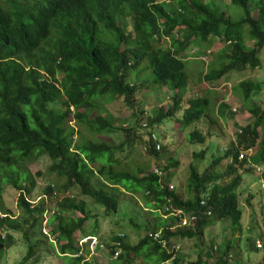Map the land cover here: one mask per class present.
<instances>
[{"label": "trees", "instance_id": "obj_1", "mask_svg": "<svg viewBox=\"0 0 264 264\" xmlns=\"http://www.w3.org/2000/svg\"><path fill=\"white\" fill-rule=\"evenodd\" d=\"M167 1L0 0V258L14 246L13 235L28 244L23 260L32 256L29 241L36 237L42 216L54 200L57 212H52L47 220L51 228L45 236L58 243V255L64 258V264H91L74 237L91 217L83 202L53 193L33 204L28 199L34 182L24 162L39 154L51 160L50 172L54 176L65 179V190L79 189L102 208L105 217L118 212V200L124 194L119 187L134 194L135 187L126 185L130 182L153 197L156 210L167 204L195 215L197 221L192 229L171 230L176 223L171 219L155 225L156 230L162 229V238L169 246L179 239L199 238L207 226L223 219L230 221L234 233L241 232L242 212L237 194L241 176L237 168H244L248 158L239 160L238 156L256 149L249 156L251 164L264 165V107L253 100L250 106L246 104L255 83L239 84L244 90L243 112L250 114L252 122L241 128L235 143L214 156L202 172L190 164L187 199L168 188L166 176L153 172L143 175L144 170H133L118 160L115 153L140 140V136L135 128L113 126L108 117L93 110L92 101L103 96L108 101L122 98L131 108L136 103L135 96L144 88H166L172 93L171 100L180 102L188 86L183 60L186 50L195 43L213 44L215 39L222 44L231 42L219 52L220 68L203 75L206 83H214L230 70L259 67L258 55L264 47V0L255 1V16L248 9L249 0H230L244 11L241 22L254 40L251 48L243 44L240 25L232 23L229 14L217 13L204 0ZM175 29L180 40L172 34ZM161 35L171 37L173 50L155 40L154 36ZM144 61L152 72L150 84L143 78L130 81L131 75L142 76L139 66ZM207 106L205 98L190 96L184 108L172 103L165 111L159 108L151 116L144 112L146 128L140 127L153 130L181 111L179 122L185 128L207 116ZM70 121L75 122V128ZM107 132H119L123 139L113 144L106 138ZM95 133L99 135L96 139ZM187 139L192 145L206 142L205 135L197 130L190 132ZM156 144L147 133L143 152L148 157H159L163 148L156 149ZM204 154L205 150L199 149L193 157L201 160ZM227 160L225 169L219 171V165ZM112 164L122 165V169L117 171ZM212 172L216 176L211 179ZM261 177L264 183V171ZM4 186L18 193L21 219L13 218L5 207ZM61 210L69 213L72 222H63ZM148 234L135 245L125 243L124 236L112 237L109 252L112 257L115 253L117 256L109 264H132L142 250L147 255L158 254L161 262L167 261L172 254ZM262 244L259 264H264V241ZM253 247L258 251L255 244ZM227 248V244L215 249L210 246L208 257L206 254L202 261L198 256L194 264H229L231 255ZM177 263V259L172 262Z\"/></svg>", "mask_w": 264, "mask_h": 264}, {"label": "rangeland", "instance_id": "obj_2", "mask_svg": "<svg viewBox=\"0 0 264 264\" xmlns=\"http://www.w3.org/2000/svg\"><path fill=\"white\" fill-rule=\"evenodd\" d=\"M204 1L217 13L229 14L231 22L239 24L241 27L240 31L244 46L247 48L253 46L254 40L250 39L247 33L248 28L241 22L245 18V14L240 7L232 5L230 0ZM255 1L249 0L248 9L251 16H255L256 14ZM173 5L176 6L178 3L173 2ZM203 43L205 42L193 44L192 49H194L195 54H201L205 50L212 51V60L208 65L207 72L220 68L222 59L219 57V52L223 46L216 42L213 44ZM189 55H191L190 51ZM258 57L260 60L259 67L230 70L213 85L206 84L203 80L204 67L202 63L192 60L185 61L184 66L188 78V89L186 88L182 93L180 102L177 100L173 102L171 100L172 93L166 88L155 91H147L144 88L135 96L136 103L131 108L126 106L122 98L108 101L107 97L103 96L92 101L94 104L93 110L98 111L102 117H108L113 126L123 125L133 127L136 129V134L140 136V140L131 146H125L121 151H117L115 157L124 162V165H129L133 170L137 168L144 170L143 175L153 172L158 167H161L163 170L167 168V171L163 172V176H166V184L169 185L171 183L173 191L177 194L183 193L186 189L185 182L189 176V165L192 164L198 172H202L214 156L221 155L227 147L235 143L234 139L238 128H242L252 122L250 114L243 112L244 90L239 87L241 82H253L256 84L250 98L246 102L247 106H250L251 100H253L257 105L264 107V47ZM205 61H208V59H205ZM140 69H142V76L139 74L136 78L134 77L135 75H131L129 80L135 82L137 80L141 81L143 78L150 84L152 72L147 68L146 61L141 63ZM136 72L137 70L134 73ZM59 78L60 76H58ZM225 84L230 86V91L226 94L223 93ZM206 85L209 86L210 91ZM211 86L216 87L212 88ZM190 96L202 97L208 101L207 116L185 128H182L179 122L181 111H178L174 117L165 119L162 124L153 129L158 137V143L163 148V153L157 158L148 157L143 152L144 142L147 139V130L140 127L145 123V115L143 113L145 112L148 116H151L159 108L165 111L172 103L179 106L181 104L184 108ZM220 101L224 102L219 103ZM233 108L236 109V112L232 111ZM69 124L75 128V122L70 121ZM194 130L204 134L206 142L203 144H190L187 135ZM98 136L95 133L93 138L96 139ZM106 138H109L113 144H118L123 139V135L119 132H107ZM75 139L74 133L73 140ZM199 149L205 150L204 157L201 160L193 157ZM255 150L253 149L251 154ZM246 160L244 168H237L241 176V183L237 190L239 209L242 212L241 232L234 233L230 227V221L223 219L207 226L199 238L179 239L178 243L177 241L174 242L180 246L179 252L176 253L177 264H194L198 256L204 261L206 259V252L210 246L218 247L224 244L228 245L226 252L228 255H231L229 264H253L256 262L251 255L256 253L253 244H255L256 240H259L261 243L264 241V183L261 177L263 170L262 168L260 170L259 166L254 168L251 165L249 157ZM228 162V160L223 161L219 165L218 170L223 171ZM24 163V167L30 172L34 182V189L28 197L30 202L36 203L40 198H46L50 193L60 198L63 196H73L78 201L83 202L85 211L91 217L83 224L82 231L78 232L74 237L78 248L91 264H109L115 258L109 252V247L113 245L112 237L124 236L125 243L135 245L148 232L156 230L155 224L159 226L163 223L164 219L162 216L165 215L164 208L167 204L156 210L155 205H153V197L150 194L148 195L147 191L136 183H126V185H133L135 187L136 191L134 194L126 192L125 188H118V190L124 192L119 200L117 199L118 212L112 216L105 217L102 208L91 198L82 195L79 189H64L65 179L54 176L50 172L52 162L46 155L39 154ZM112 166L117 171L122 169V165L116 166L112 164ZM247 168L251 169L250 173L243 172ZM215 176L216 173L212 172L211 179ZM17 197L18 193L14 189L4 186L3 202L5 207L11 212L13 218L21 219L23 211L17 205ZM56 206L57 203L53 200L48 207V213L45 212L42 216V220L36 230V237L31 238L29 241V244L33 247L32 256L26 261L23 260L27 254L28 244L22 241L18 235H13L14 246L2 253L0 264L65 263L64 258L58 255V243L50 241L45 236L51 228L47 224V220L50 219V216L53 214L52 212H57ZM59 212L62 215L64 223L72 222L68 219L70 215L67 211L61 210ZM75 213L79 214V212ZM73 218H76V216H73ZM89 236H93V238L84 243V238L88 239L86 237ZM148 247L146 250L148 249V252H152L149 249L150 247ZM262 250L260 251L259 258L262 256ZM260 261L261 259L258 262ZM132 264L163 263L159 260L158 254L152 253L147 255L142 250L138 256L134 257ZM168 264L171 263L169 262Z\"/></svg>", "mask_w": 264, "mask_h": 264}, {"label": "built area", "instance_id": "obj_3", "mask_svg": "<svg viewBox=\"0 0 264 264\" xmlns=\"http://www.w3.org/2000/svg\"><path fill=\"white\" fill-rule=\"evenodd\" d=\"M143 128H146V123L142 124ZM147 133L150 134V138L155 141L156 144V149H160L161 145L158 143V137L155 134V132L153 130H149L147 129ZM249 155V152H242L241 154H239L238 158L239 159H243L244 156ZM161 167L155 168L153 170V173L158 175V176H163V172L160 169ZM170 190L173 189V186H171L169 184L168 187ZM164 212L165 218H172L176 220V225L174 227L177 228H194L195 223L197 221V217L195 215L186 213L184 210L180 209V208H174V207H170V206H166L164 208ZM207 215H210L209 213H207ZM149 238H152V240L157 241L158 244H160V246L165 249L168 253L173 254L172 258L170 259V261H172L175 257V253H177L180 250V246L178 244H174L171 245L170 247H168V244L166 242V240H164L162 238V231L159 229L157 231L151 232L148 234ZM255 247L256 250L261 251L263 249V244L259 241L256 240L255 241ZM215 249V247H214ZM117 256V253H115L114 257Z\"/></svg>", "mask_w": 264, "mask_h": 264}, {"label": "clouds", "instance_id": "obj_4", "mask_svg": "<svg viewBox=\"0 0 264 264\" xmlns=\"http://www.w3.org/2000/svg\"><path fill=\"white\" fill-rule=\"evenodd\" d=\"M162 2H168L167 0H161ZM178 31V30H177ZM177 31H176V29L173 31V35H174V38L175 39H178V40H180L181 38H180V36H179V34L177 33ZM156 39L155 40H159L160 41V45L161 46H164V47H166V48H171L172 49V46H171V42H172V39H171V37L170 36H163V35H161V36H159V37H156V36H154ZM162 37V38H161ZM160 38V39H159ZM216 41H213L212 43H217V44H220V45H222L223 47H227V44H230L231 42L228 40L225 44H222V43H220L219 42V40L218 39H215ZM198 46H199V44H198ZM173 50V49H172ZM196 50H197V48H196ZM189 51H190V54L191 55H189ZM186 54H187V57H185L184 58V60L183 61H188V60H192V61H196V62H198V63H202V65H203V67H204V73L202 74V76L205 74V73H207V68H208V65H209V63L211 62V60H212V51H210V50H205L203 53H201V54H195V51H194V49H192V47L191 48H189V49H187L186 50ZM205 59H208V61H205ZM219 79H217V81H218ZM217 81H214V83H211L210 85H213V84H215ZM206 84H209V83H206ZM208 86V85H207ZM209 87V86H208ZM212 88H215L216 86H211ZM218 87V86H217ZM187 88H188V86H187ZM230 91V86L229 85H226L225 84V86L223 87V93H227V92H229ZM224 94V95H225ZM225 101V100H224ZM232 111L233 112H236V109H232ZM154 131V130H153ZM240 132V131H239ZM239 132H237V133H239ZM160 144V143H159ZM251 151L252 150H250V151H245V152H249V155H247V156H244V158H248L250 155H252L251 154ZM243 158V159H244ZM239 159V158H238ZM239 160H242V159H239ZM168 187H169V185H168ZM32 203V202H31ZM33 204V203H32ZM183 210V209H182ZM187 213V212H186ZM190 214V213H189ZM164 215V214H163ZM164 216H162V218H163ZM166 219H171V220H173L174 222H176V220L175 219H172V218H166ZM175 225H176V223H175ZM175 225H173V226H171L170 227V229L171 230H175V229H192V228H177V227H174ZM157 230H159V229H157ZM157 230H154V231H157ZM161 231H162V229H160ZM154 231H152V232H154ZM163 232V231H162ZM86 238H88V239H85L84 238V243L87 241V240H91V238H93V236H89V237H86ZM176 242V241H175ZM178 243V242H177ZM175 243H173L172 245H174ZM171 246V245H170ZM169 245H168V247H170ZM162 248V247H161ZM163 249V248H162ZM165 250V249H164ZM166 251V250H165ZM167 252V251H166ZM179 252V251H178ZM171 254V253H170ZM175 255V257H174V259L172 260V261H170V259L172 258V256H173V254L171 255V257L167 260V261H165V262H162L163 264H168L169 262L172 264V262L176 259V253L174 254ZM114 258V257H113Z\"/></svg>", "mask_w": 264, "mask_h": 264}, {"label": "crops", "instance_id": "obj_5", "mask_svg": "<svg viewBox=\"0 0 264 264\" xmlns=\"http://www.w3.org/2000/svg\"><path fill=\"white\" fill-rule=\"evenodd\" d=\"M206 87L208 88V90L210 91L211 89L206 85ZM188 89V88H187ZM222 102H224V101H220L219 103H222ZM219 114V113H218ZM217 114V115H218ZM219 116V115H218ZM244 127V126H243ZM242 127V128H243ZM240 129L241 128H238V130H237V132H239L240 131ZM234 141H235V139H234ZM251 153H252V151H251ZM252 165V164H251ZM190 166V165H189ZM253 166V165H252ZM259 166V167H258ZM258 166H254V168H259L260 170H261V168H262V170L264 171V165H258ZM262 171V172H263ZM237 172H239V171H237ZM262 172H261V175H262ZM187 181V180H186ZM171 184V183H170ZM185 184H186V182H185ZM264 186V185H263ZM239 188V187H238ZM238 190V189H237ZM179 195H180V197L182 198V199H187V195H186V192H185V190H184V192L183 193H179ZM241 218H242V216H241ZM163 219L164 220H167L165 217H163ZM241 222V221H240ZM156 225V224H155ZM178 241H180V240H177V242ZM252 255V257H254V261H256V262H254L253 264H259L260 262H258L261 258H259V255H260V251H256V253H254V254H251ZM257 258V259H256ZM259 259V260H258ZM258 260V261H257Z\"/></svg>", "mask_w": 264, "mask_h": 264}]
</instances>
